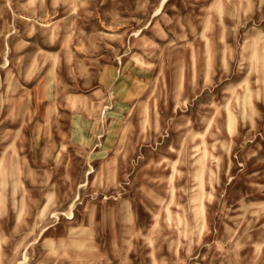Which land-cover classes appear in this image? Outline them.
I'll return each mask as SVG.
<instances>
[{
    "label": "rangeland",
    "instance_id": "1",
    "mask_svg": "<svg viewBox=\"0 0 264 264\" xmlns=\"http://www.w3.org/2000/svg\"><path fill=\"white\" fill-rule=\"evenodd\" d=\"M0 264H264V0H0Z\"/></svg>",
    "mask_w": 264,
    "mask_h": 264
},
{
    "label": "bare ground",
    "instance_id": "2",
    "mask_svg": "<svg viewBox=\"0 0 264 264\" xmlns=\"http://www.w3.org/2000/svg\"><path fill=\"white\" fill-rule=\"evenodd\" d=\"M13 201H15V199Z\"/></svg>",
    "mask_w": 264,
    "mask_h": 264
}]
</instances>
